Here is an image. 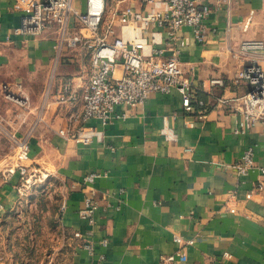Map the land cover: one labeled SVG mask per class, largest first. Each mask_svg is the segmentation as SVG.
Instances as JSON below:
<instances>
[{"label":"crops","instance_id":"obj_1","mask_svg":"<svg viewBox=\"0 0 264 264\" xmlns=\"http://www.w3.org/2000/svg\"><path fill=\"white\" fill-rule=\"evenodd\" d=\"M167 1L132 0L123 8L132 6L140 22ZM205 1L212 7L204 20L206 40L198 42L189 27L179 33L185 75L199 87L203 105L196 101L187 111L177 89L154 92L142 104L119 105V117L103 123L85 119L81 102L56 100L66 79L84 93L90 51L64 48L58 58L54 35L17 34L22 12L15 0H0V264H33L2 240L5 220L24 198L17 190L20 173H4L22 139L30 144L26 163L47 174L48 183H62L56 220L63 245L48 264H158L176 252L172 264H264V178L258 168L264 165V122L247 125L239 107L250 85L235 81L245 59L264 67V50L240 52L245 41L264 39V0ZM75 4L84 8V0ZM115 4L110 0L109 14ZM116 23L117 36L138 33L136 26ZM142 35L170 52L157 25ZM212 78L224 85L212 86ZM19 83L33 106L21 123L3 90L7 84L17 92ZM249 148L257 166L241 175ZM92 172L101 176L85 183ZM91 196L98 202L92 222L81 216Z\"/></svg>","mask_w":264,"mask_h":264},{"label":"built area","instance_id":"obj_2","mask_svg":"<svg viewBox=\"0 0 264 264\" xmlns=\"http://www.w3.org/2000/svg\"><path fill=\"white\" fill-rule=\"evenodd\" d=\"M132 0H116L107 20L110 0H84V8H79L75 0H15L22 12L21 25L15 29L17 34L42 35L52 33L57 42L58 58L67 49L79 46L90 51L91 74L88 86L80 94L72 79H66L56 94V100L65 104L82 103L83 117L97 119L103 123L112 122L119 117V105L142 104L154 92L168 94L177 89L182 96V103L187 111L194 110V102L203 105L198 100L196 87L185 75V69L180 59L181 47L185 44L179 33L185 28L192 29L198 42L206 40L204 20L212 11L211 5L205 0H168L165 9L151 12L138 19L133 18L132 6L123 8V3ZM144 5H153L155 0H139ZM232 0H218L219 3H229ZM241 1V0H236ZM123 28L136 26L137 34L124 36L116 34L117 22ZM157 25L168 38L166 49L158 43L143 36L144 32ZM77 28L76 32L71 30ZM157 43V44H156ZM264 50V39L245 41L240 52ZM236 83L247 81L250 90L241 98L239 110L244 115L248 126L257 121L264 122V67L256 59L248 58L236 73ZM210 84L224 85L222 78L210 79ZM18 91H13L9 85H3L7 99L15 103L16 120L24 121L31 112L30 97L17 85ZM18 150L6 168L5 175L20 173V183L17 190L20 195L45 180L48 175L34 169L26 161L29 159L30 144L27 139L17 141ZM239 171L247 175L255 168V151L247 149L241 159ZM264 178V165L258 166ZM101 173L92 172L85 176V183H93ZM263 183H260L262 186ZM94 192V191H92ZM98 206L97 200L91 196L86 199V207L81 216L93 221V213ZM76 237H82L76 232ZM178 240V238H176ZM107 241L105 240L104 243ZM189 243L192 240L188 241ZM86 246L93 251L91 243ZM180 252L162 256L158 264H172ZM224 256L230 254L225 252ZM101 258H104L103 256Z\"/></svg>","mask_w":264,"mask_h":264},{"label":"rangeland","instance_id":"obj_3","mask_svg":"<svg viewBox=\"0 0 264 264\" xmlns=\"http://www.w3.org/2000/svg\"><path fill=\"white\" fill-rule=\"evenodd\" d=\"M109 11L107 12V16ZM61 181L48 183L47 178L30 188L17 211L4 222L3 242L14 246L23 259L33 264H48L63 245L57 228L56 212L63 198ZM13 252L9 253L12 254Z\"/></svg>","mask_w":264,"mask_h":264}]
</instances>
